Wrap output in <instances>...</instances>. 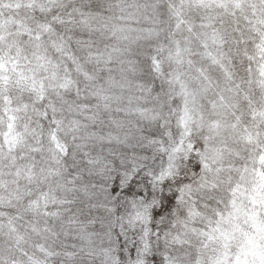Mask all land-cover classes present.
Masks as SVG:
<instances>
[{
	"label": "clouds",
	"instance_id": "9594fccd",
	"mask_svg": "<svg viewBox=\"0 0 264 264\" xmlns=\"http://www.w3.org/2000/svg\"><path fill=\"white\" fill-rule=\"evenodd\" d=\"M0 264H264V0H0Z\"/></svg>",
	"mask_w": 264,
	"mask_h": 264
}]
</instances>
